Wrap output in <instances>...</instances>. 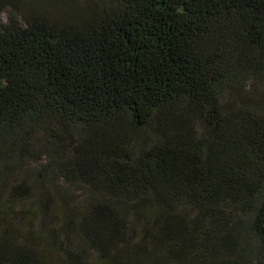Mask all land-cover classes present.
<instances>
[{
	"label": "trees",
	"instance_id": "obj_1",
	"mask_svg": "<svg viewBox=\"0 0 264 264\" xmlns=\"http://www.w3.org/2000/svg\"><path fill=\"white\" fill-rule=\"evenodd\" d=\"M0 220V264H264V0H0Z\"/></svg>",
	"mask_w": 264,
	"mask_h": 264
},
{
	"label": "rangeland",
	"instance_id": "obj_2",
	"mask_svg": "<svg viewBox=\"0 0 264 264\" xmlns=\"http://www.w3.org/2000/svg\"><path fill=\"white\" fill-rule=\"evenodd\" d=\"M19 175H21V172ZM33 205V200L29 199L27 201H24V203L20 204L17 207L19 210L22 211L14 213V216L17 218L14 220V222L18 224L17 228L14 229L15 233L19 234L18 229H22V232H28L32 227L33 229L38 231L37 226H39L40 221L39 217H37L36 213L33 211ZM8 218L13 219L14 217L12 218L8 215ZM4 225L5 222L0 220V230L3 228ZM34 239L37 240V242H39V244L43 248L45 247L47 251L54 252V250L50 247V245L46 242L44 238L36 236Z\"/></svg>",
	"mask_w": 264,
	"mask_h": 264
}]
</instances>
